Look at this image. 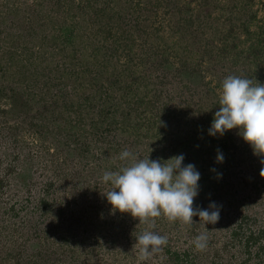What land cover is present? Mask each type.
<instances>
[{
    "label": "rangeland",
    "instance_id": "obj_1",
    "mask_svg": "<svg viewBox=\"0 0 264 264\" xmlns=\"http://www.w3.org/2000/svg\"><path fill=\"white\" fill-rule=\"evenodd\" d=\"M229 75L264 84V0H0V264H138L146 230L147 264H264V157L209 135ZM125 149L183 154L219 221L113 214Z\"/></svg>",
    "mask_w": 264,
    "mask_h": 264
},
{
    "label": "clouds",
    "instance_id": "obj_2",
    "mask_svg": "<svg viewBox=\"0 0 264 264\" xmlns=\"http://www.w3.org/2000/svg\"><path fill=\"white\" fill-rule=\"evenodd\" d=\"M219 105L209 135L223 136L227 131L238 128L254 155L264 157V84L254 85L251 79L229 75L222 81ZM119 158L131 163L102 176V181L111 185L110 190L102 194L112 206L113 214L116 211L130 213L133 218H138L140 224H149L153 229L156 218L161 216L170 223L179 222L187 226L194 223L193 217L196 216L205 224L214 225L219 221L221 206L215 202L210 203L207 209L194 208L201 174L195 165L183 164V154L161 162L150 158L139 159L125 149ZM223 162L224 156L217 150V163ZM261 164H264V159ZM260 175L264 177V167ZM135 240L137 243L133 245V250L138 249V264H147L168 243L167 235L147 230L135 236ZM207 243L206 233L198 234L193 241L197 251H204Z\"/></svg>",
    "mask_w": 264,
    "mask_h": 264
}]
</instances>
